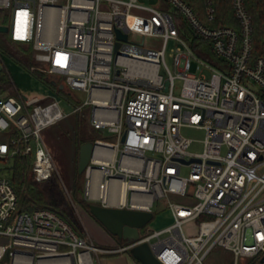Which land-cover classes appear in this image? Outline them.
<instances>
[{
    "label": "built area",
    "instance_id": "built-area-1",
    "mask_svg": "<svg viewBox=\"0 0 264 264\" xmlns=\"http://www.w3.org/2000/svg\"><path fill=\"white\" fill-rule=\"evenodd\" d=\"M145 1L0 0V11H10L13 41L32 44L69 92L85 94L75 113L89 107L90 124L115 138L93 143L84 198L151 213L163 202L174 223L103 249L49 209L20 211L0 170V264H95L101 253L144 242L162 264H206L217 247L235 264H264V47L258 55L246 0H219L228 1L236 25L217 24L216 0H204L199 12L186 0H163L167 10ZM180 23L220 63L200 57ZM117 29L129 36L118 50ZM67 115L55 97L0 89V162L30 159L39 182L56 175L43 130ZM185 128L206 133L202 152L191 151Z\"/></svg>",
    "mask_w": 264,
    "mask_h": 264
},
{
    "label": "rangeland",
    "instance_id": "rangeland-1",
    "mask_svg": "<svg viewBox=\"0 0 264 264\" xmlns=\"http://www.w3.org/2000/svg\"><path fill=\"white\" fill-rule=\"evenodd\" d=\"M148 4V1L146 2ZM7 16L8 18V27H10L11 19H10V11L9 10H2L0 11V18L1 16ZM1 20V19H0ZM186 31L190 34L186 37V39H190L192 41L193 35L191 34L188 28H185ZM6 37L10 38L8 34H1L0 33V43H3ZM148 44L154 45V47L159 48L161 42L159 40L148 39ZM202 42V41H201ZM202 46L203 50L206 51L205 53L212 54V57H216V55L212 52L211 47L208 43H203ZM176 47L175 42H171L167 48V63L173 69V60L169 57L170 51L172 48ZM34 49V48H33ZM34 57L36 59V51L34 50ZM217 58V57H216ZM0 62H2L5 66L6 72L10 75L11 80H13V84L15 87L16 97L23 96L25 98H34V97H52L57 98L61 104L63 111L68 114L63 120L59 121L58 123L46 128L43 130V136L51 152L53 154L55 163H56V177L58 178L59 182L63 183V188L65 189V193L71 203V207L73 209L75 218L79 222L80 228L74 226V230L79 234L85 237H88L91 241H93L97 246L103 249H119L125 243L118 241L116 238L112 237L106 230L102 228V226L97 222V219H94L90 212L82 206L81 202L84 201V189L85 188V174H82L81 178L79 179L78 186H80L81 192H78V196H76L72 191V186L75 184V163H76V145L75 140L77 137L78 132L81 129H84L83 126L86 123H90L88 115L90 114V108L86 107L83 109L82 112H76L75 108L78 105H81L85 99V94H81L78 92H69L66 90V96L68 95L70 99L64 97L63 95L55 92L50 86L45 84L43 81H40L33 73L30 72L27 68H25L22 64L17 62L12 58H8L7 56L1 57ZM193 72L197 73L196 66L197 63L194 62ZM50 71V70H49ZM161 74L164 73L161 70ZM48 80L52 81H60V77L58 74H54L51 71L48 73ZM182 82L177 80L176 81V88L175 94L179 95ZM72 98V99H71ZM184 136L194 140L193 148H191L192 152L200 153L203 151V141L205 139V132L203 130H199L196 128H185L182 130ZM97 134L100 140L114 142L115 138L112 134H110L107 130H97ZM14 161L10 163H1L0 162V170L3 171L4 174L10 176V169L14 165ZM33 173V171H32ZM184 175H188L187 170H184ZM82 193V194H81ZM172 200L178 201L180 203H184L183 200H179L175 197H172ZM88 203H95L86 200ZM169 207L166 206L163 202H156L153 208L154 218L140 230L141 234L152 233L154 231H160L173 222V216L168 209ZM93 219L95 223L100 225L103 231L111 237L112 243L114 246H107L108 244L103 245V243L96 242L94 239L90 238V232L93 234V228L90 230L89 226L86 224V219ZM95 233V231H94ZM96 234V233H95ZM115 253V252H114ZM113 253V254H114ZM110 254V253H107ZM113 255H105L100 254V257L103 259H110ZM235 255L231 252L224 250L220 247L215 248L210 255H208L206 259V264H235ZM119 257L112 258L111 263L104 264H131L125 260H117ZM251 263V261H250Z\"/></svg>",
    "mask_w": 264,
    "mask_h": 264
},
{
    "label": "trees",
    "instance_id": "trees-1",
    "mask_svg": "<svg viewBox=\"0 0 264 264\" xmlns=\"http://www.w3.org/2000/svg\"><path fill=\"white\" fill-rule=\"evenodd\" d=\"M186 1L193 5L196 10H198V12L201 11L202 6L204 5V0ZM216 1H218L219 6L218 13H220V20L217 24L236 25V21L232 16L230 4L228 3V1L227 3H219V0ZM246 5L254 23L255 48L257 54L259 55L264 47V0H246ZM201 16L204 20H206L204 14H201ZM0 19V25H8L7 16H1ZM180 25L182 26V35L187 37L190 33L186 31V25H184V23H180ZM201 41V39L193 36L191 45L196 53L209 62H212L214 64L220 63V60L217 56V58H214L212 57V54L205 53L206 51H204L202 48V46H204L202 44L203 41ZM33 51L34 49L32 44L16 42L9 37H6L3 43H0L1 57L7 56L8 58L16 60L30 72L32 71V73L40 81H43L45 84L50 86L55 92L70 99V97L68 95L66 96L65 93L67 89L63 86V77L59 75L62 82L48 80V73L50 72L49 68L45 64L35 59ZM0 78V89L4 90L9 96H16L15 87L12 82L13 80H11L10 75L8 74V72H6L5 68L2 72H0ZM83 127L84 129H81L78 132L74 143L76 145L77 155L75 163V184L71 188L76 196H78V192H81L80 186H78L79 179L82 176V174L79 173L81 147L84 144L90 142L94 143L96 140H99V136L97 134L98 129L94 128L88 122ZM14 162L15 163L13 167L10 169L11 171L9 177L21 201L20 211L33 212L38 209H49L59 215L65 222L70 225V227L73 228L74 226H76L80 228L79 222L75 218L73 209L71 207V203L56 175L48 180L39 182L35 179L34 174L32 173V163L30 159L25 157H18L14 160ZM81 204L83 207H85V209L89 211L91 203H88L85 199V202L82 201Z\"/></svg>",
    "mask_w": 264,
    "mask_h": 264
},
{
    "label": "water",
    "instance_id": "water-1",
    "mask_svg": "<svg viewBox=\"0 0 264 264\" xmlns=\"http://www.w3.org/2000/svg\"><path fill=\"white\" fill-rule=\"evenodd\" d=\"M0 33L8 34L9 27L0 25ZM116 50L121 46V42L128 41V34L117 29ZM4 70L0 62V72ZM167 84L166 91H168ZM94 150L92 142L84 144L80 150L79 173L85 174ZM89 212L94 219L105 229L112 237L124 243L137 242L140 239V230L144 228L153 218L151 212L136 210H125L118 208L105 207L102 204L92 203ZM130 255L140 264H162L158 261L149 243H140L130 248ZM264 261V259L262 260Z\"/></svg>",
    "mask_w": 264,
    "mask_h": 264
},
{
    "label": "crops",
    "instance_id": "crops-1",
    "mask_svg": "<svg viewBox=\"0 0 264 264\" xmlns=\"http://www.w3.org/2000/svg\"><path fill=\"white\" fill-rule=\"evenodd\" d=\"M147 1H148V4H154L156 6H159L160 8L166 9V10L169 9L168 5L163 0H147ZM147 1H145V3ZM86 224L89 226L90 230L93 228V234L90 232V238L91 239H94L96 242L103 243V245L108 244L107 246H109V245L112 247L114 246V244H111L112 239H109L111 237H109L105 233V231L102 230L103 227L101 228L100 225H98L97 223H95L93 221V219L87 218ZM94 231L96 234L94 233ZM101 254L113 255V256H111L110 259H103L100 257V254H99V257L95 259V264H104V262L111 263L112 258H115V257H119L117 260H125L131 264H140L130 255V252H119V253H114V254L113 253H110V254L101 253Z\"/></svg>",
    "mask_w": 264,
    "mask_h": 264
}]
</instances>
